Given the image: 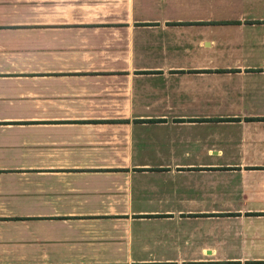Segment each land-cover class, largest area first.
I'll return each instance as SVG.
<instances>
[{
    "label": "crops",
    "instance_id": "0c3cea01",
    "mask_svg": "<svg viewBox=\"0 0 264 264\" xmlns=\"http://www.w3.org/2000/svg\"><path fill=\"white\" fill-rule=\"evenodd\" d=\"M0 264H264V0H0Z\"/></svg>",
    "mask_w": 264,
    "mask_h": 264
}]
</instances>
